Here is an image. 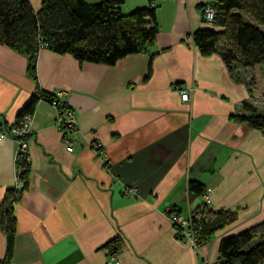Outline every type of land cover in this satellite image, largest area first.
Masks as SVG:
<instances>
[{
    "label": "crops",
    "instance_id": "1",
    "mask_svg": "<svg viewBox=\"0 0 264 264\" xmlns=\"http://www.w3.org/2000/svg\"><path fill=\"white\" fill-rule=\"evenodd\" d=\"M206 1L122 0L123 13L155 7L158 32L147 53L112 65L41 48L35 79L25 54L0 42V130L32 94L63 91L75 116V128L62 132L50 101L30 113L28 186L12 205L9 264H106L115 239L120 264H216L221 238L264 221V128L232 119L264 115V95L250 94L248 69L229 71L194 44L192 33L206 28ZM15 153L12 140H0V204L15 181ZM191 180L209 190L207 201L189 199ZM202 203L237 216L192 245L168 214ZM5 247L0 228V260Z\"/></svg>",
    "mask_w": 264,
    "mask_h": 264
},
{
    "label": "trees",
    "instance_id": "2",
    "mask_svg": "<svg viewBox=\"0 0 264 264\" xmlns=\"http://www.w3.org/2000/svg\"><path fill=\"white\" fill-rule=\"evenodd\" d=\"M205 3L211 5L215 15L212 26L206 25L192 33L199 52L204 56L217 54L229 71L233 65L248 69L250 94L264 95V0ZM121 4L122 0H41L40 8L35 11L29 0H0V42L25 54L27 71L35 79L36 57L41 48L68 53L79 61L112 65L126 55L147 53L158 32L155 7L141 6L123 13ZM149 71L150 63L147 74ZM40 99L50 101L52 96L32 94L18 112L16 122L32 113ZM243 106L256 113V108L246 102ZM232 119L256 129L264 128V115L236 114ZM22 165L20 191L11 186L0 204V228L6 241L0 264H9L12 259L16 223L12 205L27 188L30 171L28 161ZM187 191L193 200L201 197L206 188L191 180ZM236 216L235 210L215 211L205 203L200 204L191 212L192 224L197 227L196 244L232 223ZM112 243L114 254L121 243L119 239ZM263 259L264 221L226 235L218 243L216 264H261Z\"/></svg>",
    "mask_w": 264,
    "mask_h": 264
},
{
    "label": "built area",
    "instance_id": "3",
    "mask_svg": "<svg viewBox=\"0 0 264 264\" xmlns=\"http://www.w3.org/2000/svg\"><path fill=\"white\" fill-rule=\"evenodd\" d=\"M202 20L207 26L213 25L214 18V10L208 3L202 6ZM180 98L182 100L189 99V91L187 88H181L176 86ZM63 95V91H57L52 99L50 100L51 105L55 108L56 111V121L58 123L59 128L62 132H66L68 130H72L75 128V116L73 111L66 106L61 100ZM32 132V115L25 114L23 115L18 122L9 125L5 130H0V140L1 139H10L16 145V153H15V181L13 183V188L15 191H20L22 187V180L20 178L21 172L24 168L22 163L24 161H28L27 155V137ZM99 147L100 144H95ZM68 150H71L72 147L68 145L66 147ZM209 190L201 196L204 201L208 200ZM168 217L172 224L177 227L178 235L180 237H184L188 239L192 245H196L197 242V227L192 224L191 212L188 215H183L181 213L171 211L168 214ZM106 264H120L117 254L110 255V261L106 262Z\"/></svg>",
    "mask_w": 264,
    "mask_h": 264
},
{
    "label": "rangeland",
    "instance_id": "4",
    "mask_svg": "<svg viewBox=\"0 0 264 264\" xmlns=\"http://www.w3.org/2000/svg\"><path fill=\"white\" fill-rule=\"evenodd\" d=\"M171 212V211H170ZM254 243V241L251 243V244H253Z\"/></svg>",
    "mask_w": 264,
    "mask_h": 264
}]
</instances>
